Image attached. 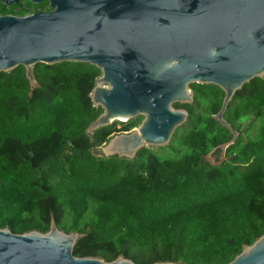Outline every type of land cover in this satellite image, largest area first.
<instances>
[{"label":"trees","instance_id":"trees-1","mask_svg":"<svg viewBox=\"0 0 264 264\" xmlns=\"http://www.w3.org/2000/svg\"><path fill=\"white\" fill-rule=\"evenodd\" d=\"M100 73L37 63L31 89L23 66L0 71V228L46 232L52 215L59 229L85 233L73 255L121 253L136 264H225L264 234V75L228 102L224 118L238 136L217 165L205 156L232 133L213 117L224 92L201 83L189 86L192 103L174 104L189 116L167 145L133 159L92 155L141 121L87 132L103 111L90 96Z\"/></svg>","mask_w":264,"mask_h":264},{"label":"water","instance_id":"water-1","mask_svg":"<svg viewBox=\"0 0 264 264\" xmlns=\"http://www.w3.org/2000/svg\"><path fill=\"white\" fill-rule=\"evenodd\" d=\"M31 1L55 9L0 16V71L25 68L36 86L37 63H88L100 69L91 91L102 113L87 128L143 116L132 131L111 136L92 150L99 157L133 159L143 147H163L189 112L175 103L193 102V83L224 92L214 114L232 138L209 153L223 161L238 132L224 118L234 93L264 75V0H0ZM85 233L65 232L52 219L46 232L13 233L0 228V264H136L121 253L113 261L77 257L73 247ZM225 264H264V234ZM153 264H187L158 261Z\"/></svg>","mask_w":264,"mask_h":264},{"label":"flooded vegetation","instance_id":"flooded-vegetation-1","mask_svg":"<svg viewBox=\"0 0 264 264\" xmlns=\"http://www.w3.org/2000/svg\"><path fill=\"white\" fill-rule=\"evenodd\" d=\"M53 9H55V7L52 8V5H50V4H35L31 1H28V2L21 4V5H18V6H12L10 3H6L4 5L0 2V16H3L5 14L13 15V16H24V15L31 14L33 12H47V11H50ZM140 117L142 120L143 116H140ZM136 127H134V128H136Z\"/></svg>","mask_w":264,"mask_h":264},{"label":"rangeland","instance_id":"rangeland-1","mask_svg":"<svg viewBox=\"0 0 264 264\" xmlns=\"http://www.w3.org/2000/svg\"><path fill=\"white\" fill-rule=\"evenodd\" d=\"M133 129H135V128H133ZM133 129H131L130 131H132ZM254 129H255V128H254ZM254 129H253V131H251L252 134H254ZM175 131H176V130H175ZM173 134H174V133H173ZM173 134H172V136H173ZM172 136H171V138H172ZM171 138H170V140H171ZM170 140H169V142H170ZM169 142H168V143H169ZM101 147H102V146H101ZM150 148H152V149L154 148V149H155L156 147H150ZM225 149H226V148H224L223 161L226 159V156H225ZM159 151H160V152L162 151L163 153H168V152H169V149H168V148H166V149H164V150L159 149ZM209 153H210V152H209ZM209 153L205 156V159H206L209 163H211L210 160H209V157H208V156H209ZM221 162H222V161H221ZM221 162H218V163H211V164H217V165H218V164H220Z\"/></svg>","mask_w":264,"mask_h":264}]
</instances>
